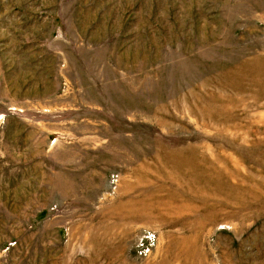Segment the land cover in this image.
Listing matches in <instances>:
<instances>
[{
	"label": "rangeland",
	"instance_id": "obj_1",
	"mask_svg": "<svg viewBox=\"0 0 264 264\" xmlns=\"http://www.w3.org/2000/svg\"><path fill=\"white\" fill-rule=\"evenodd\" d=\"M0 264H264V0H0Z\"/></svg>",
	"mask_w": 264,
	"mask_h": 264
}]
</instances>
